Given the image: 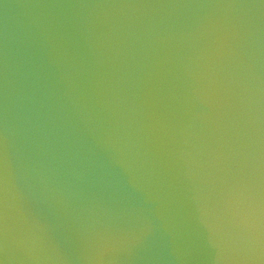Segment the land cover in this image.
<instances>
[{
  "label": "water",
  "instance_id": "1",
  "mask_svg": "<svg viewBox=\"0 0 264 264\" xmlns=\"http://www.w3.org/2000/svg\"><path fill=\"white\" fill-rule=\"evenodd\" d=\"M0 264H264V0H0Z\"/></svg>",
  "mask_w": 264,
  "mask_h": 264
},
{
  "label": "bare ground",
  "instance_id": "2",
  "mask_svg": "<svg viewBox=\"0 0 264 264\" xmlns=\"http://www.w3.org/2000/svg\"><path fill=\"white\" fill-rule=\"evenodd\" d=\"M4 198H5V200L7 201L8 198H7V197H4Z\"/></svg>",
  "mask_w": 264,
  "mask_h": 264
}]
</instances>
